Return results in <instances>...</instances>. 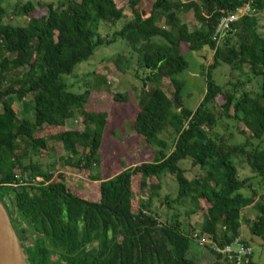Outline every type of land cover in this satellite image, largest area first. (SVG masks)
Instances as JSON below:
<instances>
[{
  "label": "trees",
  "instance_id": "16d2710c",
  "mask_svg": "<svg viewBox=\"0 0 264 264\" xmlns=\"http://www.w3.org/2000/svg\"><path fill=\"white\" fill-rule=\"evenodd\" d=\"M46 1L38 7L31 1L16 6L14 16L28 18L26 26L9 22L0 2V200L7 203L24 245L28 238L18 231L15 217L33 231L34 239L25 246L30 264H196L189 257L194 234L221 247L230 245L241 237L242 214L251 206L258 216L255 221L244 219L245 224L264 242V202L256 203L264 187V148L214 135L220 121L228 118L243 124L253 139H264V0H128L130 19L116 0ZM247 4L256 14L232 24L225 37L215 41L220 20ZM182 12L194 13L200 26L192 31ZM124 19L129 20L111 38L100 34V21L116 25ZM119 39L126 40L131 51L128 58L118 56L117 70L124 75L135 70L138 76L143 70V84L156 86L148 85L138 95L133 127L145 143L159 149L155 163L124 166L109 180L90 176L91 182H99L100 193V200L90 201L75 196L65 175L54 179L33 156L49 158V141L57 140L68 155L69 168L91 174L101 165L109 115L88 112L93 90L70 92L63 77L74 76L99 48ZM183 47L213 52L212 64L204 66L206 93L196 110L182 105L186 85L177 76L190 68ZM222 65L248 78L225 90L214 78ZM162 80L174 89L172 97L159 86ZM253 80L259 86L255 94L244 88ZM114 99L128 104L131 97L119 93ZM78 115L84 131L69 130ZM168 126L175 131L172 151L161 139ZM46 131L50 133L42 135ZM237 158L245 159L252 177L240 180ZM186 162L200 175L189 179L182 166ZM167 174L178 184V196H167L164 203L169 210L192 203L189 216L205 211L199 231H187L180 211L161 221L154 202L161 197ZM137 181L149 194L141 196L134 211ZM212 254L216 261L211 264H231ZM254 257L252 264H258Z\"/></svg>",
  "mask_w": 264,
  "mask_h": 264
},
{
  "label": "rangeland",
  "instance_id": "374dc122",
  "mask_svg": "<svg viewBox=\"0 0 264 264\" xmlns=\"http://www.w3.org/2000/svg\"><path fill=\"white\" fill-rule=\"evenodd\" d=\"M29 1L33 2L38 7V2L47 3L46 0H0L1 4L7 9L9 17L7 20L13 25L26 26L29 19L25 17L14 16V12L17 5H24ZM118 5L126 8L125 14L130 19L131 12L128 10V0H116ZM147 2H153L155 0H146ZM190 1V0H185ZM181 18L189 25L190 29L194 31L200 26L196 21L194 13L182 12ZM146 17L148 15H145ZM129 19L119 22L116 25L111 23H104L100 21L99 32L105 38H111L116 32L120 31ZM260 34L264 37V13L260 15ZM131 51V47L126 40L119 39L115 43L99 48L96 51L95 56L88 63L81 64L75 72V75L64 76V82L69 86L70 92L81 94L88 89L93 90L90 100L86 106L88 112H106L109 115L108 121V134H106L103 147L101 149V165L95 167L92 173L78 172L74 169L66 166V159L68 157L63 144L57 140H50L48 144L49 158H42L33 156V162L43 165L44 170H47L54 175V179L59 174L65 175L67 185L70 191L79 198H84L90 201L100 200L99 182H91L90 176L101 175L104 180L113 178L121 171L123 167L136 168L144 163H155L157 146L150 147L145 143L139 134L135 131L133 123L136 119V115L139 112V100L138 95L141 93L142 88L154 89L156 86L152 84L144 85L143 80L145 77V71L141 70L139 76L135 70H131L128 74L124 75L120 73L115 67V62L118 56L122 55L124 58H128ZM187 61L190 64V68L177 76L178 80L185 82V89L182 92V105L190 110H196L200 103L203 101L206 91V79L203 76L205 72L204 66L207 69L213 62V52L210 50H204L200 53L188 52L186 47H183ZM136 69V68H135ZM214 78L219 85L224 87L225 90H232V84L239 81H244L248 77L241 74L239 71L232 70L228 65H222L214 72ZM102 83V84H101ZM252 84H247L244 88L252 93L258 91V82L253 80ZM261 83V80H260ZM143 84V86H142ZM162 90L169 96H173L174 89L166 80H162ZM148 89V88H147ZM127 93L131 97L128 104L117 103L114 99L115 94ZM222 99L218 100L220 104ZM219 114V106L216 109ZM69 130L84 131L85 126L83 118L76 116L71 119L68 125ZM50 131L44 132L42 135H48ZM214 135L219 139H226L234 144H241L243 142H252L255 147L264 148V139L257 140L252 138V134L245 128V126L232 119L224 118L220 121L218 127L214 131ZM41 134L39 136H42ZM169 144L170 151L173 150L175 141V131L171 126H168L164 135L161 136ZM80 149V148H79ZM169 151V150H168ZM83 150L80 149V155ZM170 153V152H169ZM79 158V157H77ZM236 163L241 162L239 169L240 180H244L253 176L252 170L248 164L245 163L244 158H237ZM183 168L188 171V178L200 175L199 169H193L192 163L186 162ZM137 180V177H136ZM134 200L133 210L139 209L141 196H147L148 191H142L140 184L137 181L133 187ZM248 194V191L245 190ZM161 197L155 199V206L158 213L161 216V221L169 220L173 214L180 211L181 222L187 228V231L192 234L194 230L199 231V227L203 223V217L205 211L200 210L197 214H192L191 208L193 204L187 202L184 207L176 206L174 209L169 210L168 206L164 203V199L169 196L172 200L178 196V184L175 179L170 175L163 177ZM264 202V187L261 188L259 196L256 197V203ZM258 216V210L256 207H248L243 211L242 222L244 223L241 228V237L244 241H247L254 249V260L258 264H264V242L251 234L249 227L245 224L244 219L255 221ZM17 229L21 235L28 238L25 242V246H30L34 239L33 231L27 223H23L18 220L17 216ZM189 257L196 261V264H211L216 261V257L211 252L200 249L197 243L192 240L190 245Z\"/></svg>",
  "mask_w": 264,
  "mask_h": 264
},
{
  "label": "built area",
  "instance_id": "2783aa9c",
  "mask_svg": "<svg viewBox=\"0 0 264 264\" xmlns=\"http://www.w3.org/2000/svg\"><path fill=\"white\" fill-rule=\"evenodd\" d=\"M255 14L256 11L250 4H247L236 13L223 17L216 28L214 40L220 42L231 29L232 24L238 22L245 16H253ZM193 239L200 248L215 253L216 255H221L231 264H252L254 249L250 245L248 246L243 243L244 240L242 237L237 238L230 245L222 247L216 244L212 239H202L197 233L194 234Z\"/></svg>",
  "mask_w": 264,
  "mask_h": 264
},
{
  "label": "water",
  "instance_id": "95a60500",
  "mask_svg": "<svg viewBox=\"0 0 264 264\" xmlns=\"http://www.w3.org/2000/svg\"><path fill=\"white\" fill-rule=\"evenodd\" d=\"M0 264H30L24 242L0 200Z\"/></svg>",
  "mask_w": 264,
  "mask_h": 264
},
{
  "label": "flooded vegetation",
  "instance_id": "af4514ba",
  "mask_svg": "<svg viewBox=\"0 0 264 264\" xmlns=\"http://www.w3.org/2000/svg\"><path fill=\"white\" fill-rule=\"evenodd\" d=\"M4 205H5V207L7 208V210H8V206H7V203H4ZM8 212H9V210H8Z\"/></svg>",
  "mask_w": 264,
  "mask_h": 264
},
{
  "label": "clouds",
  "instance_id": "9594fccd",
  "mask_svg": "<svg viewBox=\"0 0 264 264\" xmlns=\"http://www.w3.org/2000/svg\"><path fill=\"white\" fill-rule=\"evenodd\" d=\"M244 240V239H243Z\"/></svg>",
  "mask_w": 264,
  "mask_h": 264
}]
</instances>
